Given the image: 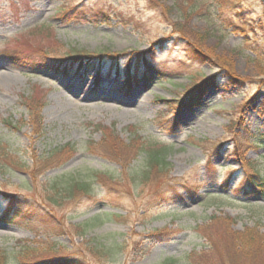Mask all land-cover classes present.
I'll return each instance as SVG.
<instances>
[{"label": "rangeland", "instance_id": "374dc122", "mask_svg": "<svg viewBox=\"0 0 264 264\" xmlns=\"http://www.w3.org/2000/svg\"><path fill=\"white\" fill-rule=\"evenodd\" d=\"M176 1L0 0V200L13 204L0 207L2 264H245L254 250L237 239L248 229L264 252V196L241 182L264 176V6ZM184 36L210 60L191 61ZM15 51L62 57L19 68L6 60ZM72 52L80 73L101 76L54 67ZM97 126L119 142L115 155ZM134 136L165 147V166L123 150ZM63 145L74 151L55 166L8 164L40 166ZM95 216L104 220L81 227Z\"/></svg>", "mask_w": 264, "mask_h": 264}, {"label": "trees", "instance_id": "16d2710c", "mask_svg": "<svg viewBox=\"0 0 264 264\" xmlns=\"http://www.w3.org/2000/svg\"><path fill=\"white\" fill-rule=\"evenodd\" d=\"M177 2V4H175ZM173 3L175 5H172V9L175 8L176 6L179 5L178 1L173 0ZM174 24H179V21L176 20ZM173 24V25H174ZM233 26V25H232ZM236 28V27H234ZM182 34V33H180ZM184 34V33H183ZM184 44H187L186 47L187 49V55L190 58L191 61L194 62H205V61H209L210 57L201 50L200 47H198L197 45H193V40L196 41L195 39H193L192 41H189L188 39H186V37L184 36ZM197 42V41H196ZM1 54V53H0ZM78 54L72 52L71 54H66L65 56H63L65 58V60L63 61H59L58 63L54 64L55 67L57 65H62L64 67H67L68 65H70L71 63H73L75 61ZM84 56V55H83ZM62 57V56H61ZM61 57H50L49 54H40L37 51H31V52H23V51H18V52H13L12 54H9L6 52V60L13 63V65H15L16 67H22V68H26L27 66H33V67H48L49 62H52L53 60H57V58L61 59ZM67 57V58H66ZM52 59V60H51ZM51 60V61H50ZM55 61L52 62V64ZM60 65V66H61ZM227 72V71H226ZM228 73V72H227ZM193 76H199V78H203L204 75L202 74H198L197 72H193V74L190 76L191 78H193ZM228 78L229 81L231 82H235L238 84H242L243 81L241 79H238V77L229 74L228 73ZM213 80V79H211ZM215 80V79H214ZM194 90V89H192ZM192 90H190L189 94L192 92ZM31 102H34V100H30ZM183 103V102H182ZM32 106V104L30 105ZM38 125V122L36 123ZM97 128L99 129V131L103 132V138L102 141L104 139H108V141L110 142L109 145L105 146V147H100L99 145L93 144L92 142H89V150L92 151L94 153V148H99L101 149V151H105L108 150L107 152H111V156L115 155L113 154L115 152V150H120V148L118 147V145H116V143L119 144V142L117 140H115V137L112 138L113 134H111V132L103 126H97ZM106 135V136H105ZM112 135V136H111ZM130 141L132 142L131 145H128V147L123 148V150H125L127 153L132 152V155L135 156L136 154L139 153H143L146 155V160H147V165L148 167H150V170H154V168H157L158 166L162 165L165 166V161H163L164 159V154L165 151L167 150L165 147H159V145H157L156 143H154L153 145H147L146 142L144 141H139L135 136L133 138L130 139ZM237 144V142H236ZM66 145V144H65ZM63 145L62 147H58L56 149H53L50 151V154L48 155V157L43 158L42 160H40V166L37 165L35 162L39 161L37 158L34 160V164L32 163V167H27L25 165V163H23L20 160H15V161H10L8 162L9 166L12 168H15L17 170H21L22 168L24 169H28L29 172H31L30 168H39L42 169L44 166L46 167H52L55 166V162L59 163V161L61 162V155L63 154L62 152L65 149H71L72 151H74L72 146H65ZM238 145V144H237ZM152 146H156L155 150H150V148ZM112 150V151H111ZM131 154V153H130ZM6 156V155H4ZM110 156V157H111ZM58 160V161H57ZM2 161V160H0ZM247 166L250 165V162H247L246 164ZM208 167V166H207ZM147 169V168H146ZM6 164L0 163V171L6 172ZM150 170H145L143 169L140 173L142 178H147L148 173L152 172ZM254 174V172H246L245 171V175H244V182L246 184H248V186L250 187L251 190L255 189V192H259L262 195L264 194V176H260L259 178H256V176L252 177L251 175ZM76 187H80V189L82 190V192H88V187H87V183L84 182L83 185H81L79 182H75L74 184ZM72 189V188H71ZM104 220V219H103ZM102 219H99V216H95L94 218L90 219L89 221H87L84 225H81L82 228H93L95 227V225L100 224L101 221H103ZM84 231H82L81 233H83ZM256 230L253 229H248L244 230L241 234H240V239H237L239 243H243V248L246 249V251L252 252L254 250V252L250 253L248 256L250 257V259L245 262V264H264V252H255L256 248H260L261 246V238L260 236L256 235ZM264 236V235H261ZM237 238V237H234ZM233 238V239H234ZM261 239V240H260ZM188 257V255H187ZM22 258L24 259L23 264H26L25 261V255L22 256ZM219 260L221 263L223 260H226L225 255H220V257H215V263L216 261ZM222 260V261H221ZM247 259H243V261H246ZM25 261V262H24ZM177 261H175V259H169L164 261V264H178L176 263ZM200 262V261H199ZM198 261H194V264H199ZM240 259H238L236 262H231L229 264H240ZM0 264H2V259H0ZM22 264V263H21ZM225 264V263H223Z\"/></svg>", "mask_w": 264, "mask_h": 264}, {"label": "bare ground", "instance_id": "6f19581e", "mask_svg": "<svg viewBox=\"0 0 264 264\" xmlns=\"http://www.w3.org/2000/svg\"><path fill=\"white\" fill-rule=\"evenodd\" d=\"M63 84H64V86H67L68 87L67 83H63Z\"/></svg>", "mask_w": 264, "mask_h": 264}]
</instances>
